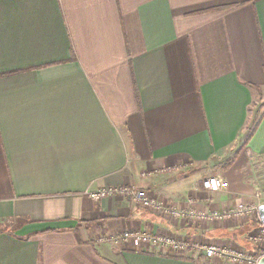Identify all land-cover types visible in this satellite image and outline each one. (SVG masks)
I'll list each match as a JSON object with an SVG mask.
<instances>
[{
	"label": "crops",
	"instance_id": "1",
	"mask_svg": "<svg viewBox=\"0 0 264 264\" xmlns=\"http://www.w3.org/2000/svg\"><path fill=\"white\" fill-rule=\"evenodd\" d=\"M119 186L208 214L263 204L264 0H0V264H234L133 231L260 254L245 221L86 197Z\"/></svg>",
	"mask_w": 264,
	"mask_h": 264
},
{
	"label": "built area",
	"instance_id": "2",
	"mask_svg": "<svg viewBox=\"0 0 264 264\" xmlns=\"http://www.w3.org/2000/svg\"><path fill=\"white\" fill-rule=\"evenodd\" d=\"M145 174H142L144 177ZM202 188L206 192L216 193L228 188V183L222 178L208 177L202 181ZM132 198L140 207L150 210L166 219L173 220H190L199 223H212V222H240L244 219L252 220L257 212L258 206L248 205L239 206L234 209H229L221 212L201 213L196 210H180L175 209L167 204L154 198L145 190H138L133 187H106L86 193L91 201L98 202L100 200L110 197ZM260 197V195L258 194ZM258 197V198H259ZM119 239L122 241L133 240L137 244L148 245L151 248L169 249L174 252H182L186 250L201 251L202 255L209 260L220 259L229 260L234 264H257L260 257L264 256V226L260 224L258 228L252 230L248 234V242L251 243L255 249L260 253L258 257L248 252H240L234 249H222L214 244L200 245L198 243H188L187 241H179L171 237H162L151 235L148 233L133 231L123 232Z\"/></svg>",
	"mask_w": 264,
	"mask_h": 264
},
{
	"label": "water",
	"instance_id": "3",
	"mask_svg": "<svg viewBox=\"0 0 264 264\" xmlns=\"http://www.w3.org/2000/svg\"><path fill=\"white\" fill-rule=\"evenodd\" d=\"M259 224L264 226V204L259 205L256 212ZM257 264H264V256L260 257Z\"/></svg>",
	"mask_w": 264,
	"mask_h": 264
},
{
	"label": "rangeland",
	"instance_id": "4",
	"mask_svg": "<svg viewBox=\"0 0 264 264\" xmlns=\"http://www.w3.org/2000/svg\"><path fill=\"white\" fill-rule=\"evenodd\" d=\"M259 202H261V203L263 202V204H264V197H262L261 200H260ZM261 205H262V204H261ZM256 218H257V215L255 214V216L252 218V220H250V219H248V220L244 219V221H245L246 223H251V224H252V223H254V221L256 220ZM257 219H258V218H257ZM258 221H259V220H258ZM258 226H259V225H257V226H253V227H252V228H253L252 230H255L256 228H258Z\"/></svg>",
	"mask_w": 264,
	"mask_h": 264
},
{
	"label": "trees",
	"instance_id": "5",
	"mask_svg": "<svg viewBox=\"0 0 264 264\" xmlns=\"http://www.w3.org/2000/svg\"><path fill=\"white\" fill-rule=\"evenodd\" d=\"M256 225H259V226H260L259 221H258L257 218H256V220L254 221V223H252L250 226H256Z\"/></svg>",
	"mask_w": 264,
	"mask_h": 264
}]
</instances>
